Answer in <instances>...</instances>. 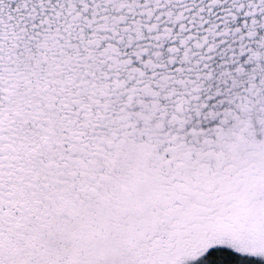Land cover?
<instances>
[{
  "label": "snow or ice",
  "instance_id": "obj_1",
  "mask_svg": "<svg viewBox=\"0 0 264 264\" xmlns=\"http://www.w3.org/2000/svg\"><path fill=\"white\" fill-rule=\"evenodd\" d=\"M0 264H264V0H0Z\"/></svg>",
  "mask_w": 264,
  "mask_h": 264
}]
</instances>
